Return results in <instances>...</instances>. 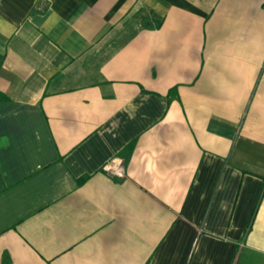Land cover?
<instances>
[{
  "label": "crops",
  "instance_id": "obj_1",
  "mask_svg": "<svg viewBox=\"0 0 264 264\" xmlns=\"http://www.w3.org/2000/svg\"><path fill=\"white\" fill-rule=\"evenodd\" d=\"M0 94V264H264V0H0Z\"/></svg>",
  "mask_w": 264,
  "mask_h": 264
},
{
  "label": "built area",
  "instance_id": "obj_2",
  "mask_svg": "<svg viewBox=\"0 0 264 264\" xmlns=\"http://www.w3.org/2000/svg\"><path fill=\"white\" fill-rule=\"evenodd\" d=\"M106 169L108 172L116 174L117 176L124 175L123 164L121 161H117L115 159L110 161L106 164Z\"/></svg>",
  "mask_w": 264,
  "mask_h": 264
},
{
  "label": "trees",
  "instance_id": "obj_3",
  "mask_svg": "<svg viewBox=\"0 0 264 264\" xmlns=\"http://www.w3.org/2000/svg\"><path fill=\"white\" fill-rule=\"evenodd\" d=\"M0 98H3V96L0 94Z\"/></svg>",
  "mask_w": 264,
  "mask_h": 264
}]
</instances>
